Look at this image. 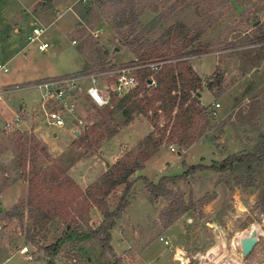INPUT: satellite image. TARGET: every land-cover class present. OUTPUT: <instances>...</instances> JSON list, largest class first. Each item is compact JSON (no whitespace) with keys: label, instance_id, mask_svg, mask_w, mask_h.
I'll use <instances>...</instances> for the list:
<instances>
[{"label":"rangeland","instance_id":"374dc122","mask_svg":"<svg viewBox=\"0 0 264 264\" xmlns=\"http://www.w3.org/2000/svg\"><path fill=\"white\" fill-rule=\"evenodd\" d=\"M235 1L243 6L242 12L237 13L229 0H160L155 10L145 8L139 17L150 40L177 22L187 24L193 35L196 30H203L188 47V60L202 75L203 86L215 69L224 74L228 88L219 98L215 99L211 93V101L206 88L202 87V100L211 101L207 106L213 110L206 132L191 149L178 151L175 144H163L162 150L151 153L149 148H138L152 126L146 114L136 111L126 120L115 105L116 98H112L111 105L96 107L81 97L77 117L82 122L74 120L60 129L46 127L37 105L26 111L21 103L23 98H10L13 111L22 114L26 122L20 128L15 127V123L7 127L6 123L14 120V112L0 114V182L4 183L0 193V217L12 205L26 199L35 171L45 187L60 183L70 187L69 183L74 182L83 190L103 174L108 165L131 149H135L134 158L144 166L131 178L145 175L153 181L164 174L181 173L182 161L216 166L227 156L255 152L263 143L259 135H264V0ZM78 8V0H0V63L9 59L10 67L8 72L0 71V83L27 84L81 72L79 53L88 67L86 72L100 70L102 66L130 64L133 54L118 43L117 35L106 21L92 14L90 23L78 27L75 12ZM34 26L44 28L40 40L48 42L46 51H39L37 44L27 39ZM94 30H99L97 36L92 34ZM114 47L118 49L112 53ZM98 82L108 84L112 78L100 76ZM89 84L88 79L81 82L83 88ZM19 93L33 95L34 100L40 97V90L36 88L16 91L14 95ZM217 102L219 107H215ZM92 124L99 126L102 135L99 146L85 149L72 145L77 138L75 131L82 134L84 126ZM45 131L50 146L39 136ZM17 133L29 138L28 152L42 149L36 167H29L28 156L25 169L17 167L11 144V137ZM31 136L38 139L39 145ZM179 186L185 203L192 198L194 207L178 217V224L166 230L165 243L158 235L167 228L162 221L167 197L153 196L141 181L135 183L128 205L116 222L118 229L127 230L138 240L135 252L142 253L140 242L151 240L148 252L151 264H215V257L226 264H264V157L253 162L249 169L243 166L224 172L196 171ZM121 191L122 186H119L106 198L111 208ZM23 212V219H3L0 261L11 257L2 264L25 263L18 252L22 245L32 251L34 262H43L46 255L42 246L58 239L61 241L54 256L55 264H107L110 261V255L101 250L96 239L64 236L67 228L85 229L81 221L73 220L65 211L47 228L34 229L31 234H35V242H32L27 236L30 220L26 209ZM101 220L97 207H90L89 225L96 228ZM251 230H255L257 242L244 256L239 239ZM177 244L183 250L174 259ZM136 258L132 256L131 260Z\"/></svg>","mask_w":264,"mask_h":264},{"label":"trees","instance_id":"16d2710c","mask_svg":"<svg viewBox=\"0 0 264 264\" xmlns=\"http://www.w3.org/2000/svg\"><path fill=\"white\" fill-rule=\"evenodd\" d=\"M159 1L91 0L85 2L78 0L80 8L75 12L78 27L90 23L92 14L106 21L117 35L118 43L127 47L133 54L131 63L138 66L133 72L138 83L122 97L116 98L115 105L121 110L126 120L131 118L133 111L147 115L152 131L139 142L138 148L155 149L163 144H175L178 151H182L203 136L209 125V116L213 109L201 104L202 87L217 99L225 93L228 86L224 74L218 69L207 77L203 86L201 77L188 60L190 53L187 49L203 33V30H196L193 35L187 24L177 22L166 28L156 39L150 40L146 30L140 24L139 17L145 8L155 10ZM170 47L174 48L170 50ZM151 63L156 65L149 66ZM87 68L83 62L80 71L86 72ZM148 79L153 80L155 85H148ZM259 137L263 143L256 148L255 152L227 156L216 166L213 164L207 166L202 163L187 164L182 161L181 173L164 174L157 181L145 175L131 178L135 171L143 168V164L134 158L135 149L128 150L114 163L108 165L107 170L83 190L74 182L69 183L70 187L65 183L45 187L35 171L33 173L35 179L32 178L29 181V193L26 199L12 205L1 218L23 219V211L26 209L30 220L27 236L29 240L35 242V234L31 232L34 229L47 228L50 222L62 216L65 211L72 215L73 220L81 221L85 227L82 231L67 228L63 232L65 237H77L79 240L92 237L97 240L101 250L110 255L111 258L107 264H124L123 258L117 255L111 246L110 230L121 218L136 182L141 181L153 196L167 197V208L162 213V221L164 226L168 227L180 215L194 207L192 198L188 199L187 204L185 203L184 194L179 186L181 181L199 170L224 172L243 166L249 169L253 162L260 161L261 156L264 157V135L261 133ZM101 138L99 126L92 124L77 136L72 145L85 149L97 148ZM28 139L23 133H17L11 137L12 151L20 170L25 169L27 156L30 158L29 167H36L38 153L42 151V149H32L28 152ZM30 139L39 145L36 137L31 136ZM119 186H122L121 194L111 208L106 198ZM169 186H173L176 190ZM3 188L4 183L0 182V193ZM90 207H97L102 214V220L96 228L89 225ZM60 241L58 239L52 244L42 246L46 255L43 262L33 261L23 264H55L54 256L59 250Z\"/></svg>","mask_w":264,"mask_h":264},{"label":"built area","instance_id":"2783aa9c","mask_svg":"<svg viewBox=\"0 0 264 264\" xmlns=\"http://www.w3.org/2000/svg\"><path fill=\"white\" fill-rule=\"evenodd\" d=\"M43 32L44 28L34 26L27 35L28 41L36 43L39 51H46L49 47L47 41L40 40ZM98 32L99 30H94L92 34L97 36ZM72 42L74 43L75 41L73 40ZM155 65L156 63L149 64V66L153 67ZM137 67L132 63L120 64L117 66H106L97 71L78 72L39 79L27 84L0 86V102H3L14 91L36 88L40 90L37 109L47 125L59 128L64 127L68 122H74V120L81 123V119L77 117L81 97L87 103L96 107L111 105L112 98L122 97L137 85L138 81L133 73ZM9 70L10 67L7 64L0 63V71L8 72ZM100 76L112 78V82L101 85L98 82V77ZM87 79L90 80V84L83 88L81 82ZM148 85L154 86L155 83L150 79ZM219 105L218 102L215 103V107H219ZM19 119V115L16 114L14 120L6 123V126L12 127ZM3 224L4 220L0 217V230H2ZM164 242L167 243L166 240ZM18 252L23 256L25 262L34 261L32 251L27 245L20 246Z\"/></svg>","mask_w":264,"mask_h":264},{"label":"crops","instance_id":"0c3cea01","mask_svg":"<svg viewBox=\"0 0 264 264\" xmlns=\"http://www.w3.org/2000/svg\"><path fill=\"white\" fill-rule=\"evenodd\" d=\"M80 56H81V61H82V65H83V57L81 55V53H79ZM8 61H5L4 63L8 65ZM215 64V63H214ZM193 68L194 70L198 73V75L200 77H202V75L196 70V66L195 64L193 63ZM81 70V69H80ZM211 73V72H210ZM209 74V73H208ZM206 75V74H205ZM14 84H19L15 81H11V82H6V83H0V86H6V85H14ZM205 89V88H204ZM207 90V89H206ZM20 91V90H18ZM16 91L12 92L9 96H7V98L3 101V102H0V106H2V110L0 111V114L1 116H5L4 114L7 113V111H10L12 113L13 111V105L11 104V102L9 103V100L13 99V98H17L20 100V98H23L21 103H23V107H24V110H29L30 107L32 105H34L33 107H35L38 103V99L37 100H34V98L32 97L33 95H30L28 93H19V94H15ZM208 94L211 96V101L213 99L212 95H211V92H209L207 90ZM202 94H203V90L200 92V102L203 106H207L209 103H211V101H208V102H203L202 100ZM11 98V99H10ZM16 100V99H15ZM17 101V100H16ZM18 102V101H17ZM3 104V105H2ZM14 112V115H19L20 119L19 121H17L14 126L15 127H19L22 126L26 121L25 119L21 116L22 114H18L16 113L15 111ZM45 123V122H44ZM47 128H57V129H60V128H63V127H52V126H49V125H46ZM33 131H37V128H34ZM40 137H42V139L45 141V143L47 145H51V141L48 137V133L47 131H45V133H40L39 134ZM194 146V143L192 145H190L189 147L186 148L187 149H191L192 147ZM162 145L158 148H155V149H149V151L151 153H156L160 150H162ZM145 165V164H144ZM144 167V166H143ZM141 174H143L142 170H141ZM179 223V218H177L171 225H169V227H167L166 229H163L162 233L160 235H158V238H162L160 240H164L165 237H164V233L166 232V230L170 229V227L174 224H178ZM119 223H116L110 230L111 232V246L113 248V250L115 251V253L121 257H123V261L125 262V264H151V261H152V258H148L149 256V246H150V243H151V240L148 242H140V246L143 248L141 250L142 253H139V252H135V249H137L136 245H137V239H133L132 237L134 236H130V233L123 229V228H120L118 229ZM133 232V231H132ZM131 232V233H132ZM135 233V232H134ZM166 240V239H165ZM167 241V240H166ZM182 246L181 245H176L175 246V252L173 253V258L174 259H177V254L181 251L182 252ZM135 252V253H134ZM103 253V252H101ZM132 256H136L138 258H136L134 261L131 260V257ZM9 257H6L5 259H3L2 261H0V264H2L3 262L7 261ZM90 263V262H89ZM22 264V263H21Z\"/></svg>","mask_w":264,"mask_h":264},{"label":"water","instance_id":"95a60500","mask_svg":"<svg viewBox=\"0 0 264 264\" xmlns=\"http://www.w3.org/2000/svg\"><path fill=\"white\" fill-rule=\"evenodd\" d=\"M229 3L231 4L232 7H234L236 9L237 13H240L243 11V6L239 5L235 0H229ZM118 48L114 47L112 48V53L114 51H116ZM147 82H150V79L147 80ZM79 132H75V135L78 136ZM257 242V236H256V232L255 230H251V232L247 235L242 236L239 239V244H240V251L242 255H247L251 249L253 248V246L256 244Z\"/></svg>","mask_w":264,"mask_h":264},{"label":"bare ground","instance_id":"6f19581e","mask_svg":"<svg viewBox=\"0 0 264 264\" xmlns=\"http://www.w3.org/2000/svg\"><path fill=\"white\" fill-rule=\"evenodd\" d=\"M218 258H220V257H215V264H226L224 262H220Z\"/></svg>","mask_w":264,"mask_h":264}]
</instances>
